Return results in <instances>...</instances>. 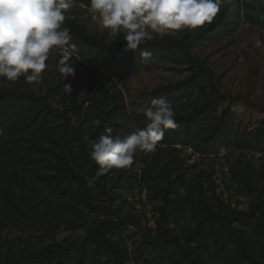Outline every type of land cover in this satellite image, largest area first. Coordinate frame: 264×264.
<instances>
[{
  "label": "rangeland",
  "instance_id": "374dc122",
  "mask_svg": "<svg viewBox=\"0 0 264 264\" xmlns=\"http://www.w3.org/2000/svg\"><path fill=\"white\" fill-rule=\"evenodd\" d=\"M69 2L62 27L77 45L75 76L65 80L57 71L58 54L51 53L41 79L29 83L57 113L49 116L28 101L11 102L6 114L0 104V113H27L60 127L57 115L66 113L78 160L57 150L32 168L9 160L0 147V264H113L117 255L91 236L109 223L121 224L104 230L121 264H190L184 251L194 252L198 244L191 235L199 229L206 243L201 264H264V46L254 44L258 33L264 39V4L221 0L211 24L147 42L185 44L222 94L250 104L225 101L206 109L210 89L198 68L153 46L104 48L125 46L124 35L92 20L90 0ZM145 50L152 52L147 61L140 57ZM180 83L186 87L158 93ZM24 90L20 82L0 78V95ZM154 98L171 102L177 127L165 132L155 152L138 151L130 167L94 179L99 166L90 159L91 145L106 128L115 135L130 132L129 125L144 127ZM192 115L196 120L187 125ZM94 119L101 120L99 127ZM69 171L96 182L87 202L59 198L46 188L44 179ZM243 213L251 215L247 225ZM161 231L171 240L160 238ZM158 240L159 247H152ZM53 250L62 252L61 262Z\"/></svg>",
  "mask_w": 264,
  "mask_h": 264
},
{
  "label": "clouds",
  "instance_id": "9594fccd",
  "mask_svg": "<svg viewBox=\"0 0 264 264\" xmlns=\"http://www.w3.org/2000/svg\"><path fill=\"white\" fill-rule=\"evenodd\" d=\"M220 5L221 0H90L89 11L103 28L124 35V51L128 52L157 36L211 24ZM70 7L69 0H0V78L15 82L23 76L27 83L38 82L49 67L46 61L51 53L58 54L57 71L65 80L75 76L72 59L77 45L71 43L70 30L62 27ZM254 44L264 46L261 34ZM151 56V51L140 52L144 61ZM64 87L73 90L71 84ZM144 114V127L129 125L130 132L115 135L106 128L107 134L91 145L90 159L99 166L94 179L112 169L130 167L138 151L155 152L165 131L177 127L174 108L165 98L152 99ZM91 123L99 127L101 120Z\"/></svg>",
  "mask_w": 264,
  "mask_h": 264
},
{
  "label": "trees",
  "instance_id": "16d2710c",
  "mask_svg": "<svg viewBox=\"0 0 264 264\" xmlns=\"http://www.w3.org/2000/svg\"><path fill=\"white\" fill-rule=\"evenodd\" d=\"M104 48L109 49L117 47V50H123L124 45L119 46L109 45L106 43L101 44ZM145 46H153L157 50L173 52L177 55H181L186 64H190L198 68V75L204 77L208 83L210 89V101L206 107H219L222 102L230 101L232 103L243 102L250 105L248 101L242 96L233 97L232 95H224L217 88L213 76L208 73L207 69L196 58L192 57L189 53L188 47L183 43L170 42V43H146L141 45L140 48ZM139 48V49H140ZM17 82L25 86L24 92L11 91L6 94L0 95V104L3 105L2 113L6 114V110L11 102L22 103L28 101L36 106H41L49 116L55 112L46 101L41 97H36L32 92L29 83L25 79L19 78ZM186 83H180L172 87H163L158 93L171 94L176 88H184ZM0 113V147L4 150L6 157L14 162H17L26 167L39 168L45 161L47 156L55 153L57 150L70 153L73 160L77 162V155L74 151L73 144L71 142V134L75 132V129L71 125L66 113L58 114L57 118L63 120L62 126L54 125L50 121L40 119L38 117H29L27 113H21L16 118H4ZM196 120V116L192 115L185 119V123L190 125L192 121ZM170 133V129L165 131ZM92 179V178H91ZM44 183L48 191L59 198L77 200L79 202H87L93 191L97 188L96 182L89 183V180L78 177L69 171L66 177L62 178H47L44 179ZM74 184H78L77 187ZM241 223L245 225L249 224L251 218L250 214L243 213ZM124 225V224H123ZM120 225L105 224L99 226L93 233L92 238L96 240L98 245H103L106 249L113 250V253L117 255V261L113 264H121L122 256L120 252L116 251L115 247L105 238L104 230L109 228H118ZM205 233L202 229H199L196 233L191 235V240L194 239L198 244L194 252L192 250L184 251L185 257H190V264H201L206 249ZM190 237V236H189ZM160 238L164 241H170V236L165 232H160ZM160 240L156 241L152 247L158 248ZM56 253L55 260L61 262L62 252L60 250H53ZM184 257V258H185Z\"/></svg>",
  "mask_w": 264,
  "mask_h": 264
}]
</instances>
